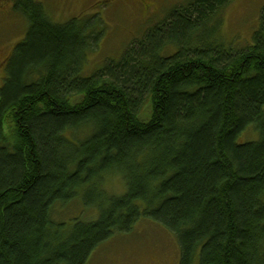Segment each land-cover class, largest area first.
Wrapping results in <instances>:
<instances>
[{
	"label": "trees",
	"instance_id": "trees-1",
	"mask_svg": "<svg viewBox=\"0 0 264 264\" xmlns=\"http://www.w3.org/2000/svg\"><path fill=\"white\" fill-rule=\"evenodd\" d=\"M233 1L174 9L89 77L94 22L20 2L27 31L0 88V264H88L142 222L176 239L170 264H264V8L241 50L205 27ZM249 129L258 140L239 143ZM72 204L94 218L57 209Z\"/></svg>",
	"mask_w": 264,
	"mask_h": 264
},
{
	"label": "rangeland",
	"instance_id": "rangeland-1",
	"mask_svg": "<svg viewBox=\"0 0 264 264\" xmlns=\"http://www.w3.org/2000/svg\"><path fill=\"white\" fill-rule=\"evenodd\" d=\"M41 4L46 16L55 25H65L72 20L81 24L92 23L91 29L100 35L97 48L89 50L82 75L89 77L111 62H118L125 50L143 38L165 20L174 9L188 5L192 0H34ZM264 0H234L211 23L205 27L211 29L217 22L215 36L225 47L241 50L252 43V37L259 25ZM27 31L25 17L17 12L7 16L0 15V88L6 77L8 59L15 46L21 42ZM198 35V34H196ZM199 35H202L201 33ZM197 36H195L196 38ZM194 38V39H195ZM208 40L209 44H212ZM213 45V44H212ZM215 46V45H213ZM173 53V48L162 52ZM258 134L249 129L239 139V143L256 142ZM109 196H120L124 192L120 176L106 180L104 186ZM102 188H99L100 193ZM77 205V204H76ZM71 205L63 214L81 219L94 218L93 211L83 210ZM60 219V217H59ZM61 220V219H60ZM110 244L99 247L88 264H170L171 255L178 256L176 239L169 232L154 224H138L131 232L115 235ZM169 256V257H168Z\"/></svg>",
	"mask_w": 264,
	"mask_h": 264
},
{
	"label": "flooded vegetation",
	"instance_id": "flooded-vegetation-1",
	"mask_svg": "<svg viewBox=\"0 0 264 264\" xmlns=\"http://www.w3.org/2000/svg\"><path fill=\"white\" fill-rule=\"evenodd\" d=\"M22 0H0V15L7 16L9 13L17 12L16 8ZM32 2L36 3L34 0ZM38 4V3H37ZM6 58V57H5ZM5 58L0 63L5 61Z\"/></svg>",
	"mask_w": 264,
	"mask_h": 264
}]
</instances>
